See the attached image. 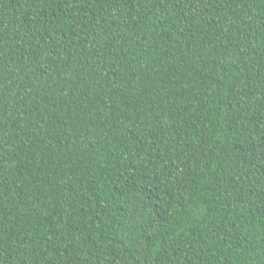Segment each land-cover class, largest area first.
I'll return each mask as SVG.
<instances>
[{"label":"trees","instance_id":"16d2710c","mask_svg":"<svg viewBox=\"0 0 264 264\" xmlns=\"http://www.w3.org/2000/svg\"><path fill=\"white\" fill-rule=\"evenodd\" d=\"M0 264H264V0H0Z\"/></svg>","mask_w":264,"mask_h":264}]
</instances>
